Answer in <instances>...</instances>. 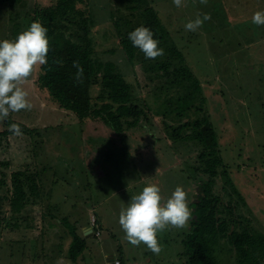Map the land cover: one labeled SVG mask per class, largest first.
I'll return each mask as SVG.
<instances>
[{"label":"rangeland","instance_id":"rangeland-1","mask_svg":"<svg viewBox=\"0 0 264 264\" xmlns=\"http://www.w3.org/2000/svg\"><path fill=\"white\" fill-rule=\"evenodd\" d=\"M150 1L202 83L208 112L220 136L222 155L248 204L244 214L255 231L264 234V26L251 22L256 11H264V0H208L207 4L182 0L179 8L173 0ZM52 2L26 0L11 9L0 0V40L14 39L22 32L18 20L13 21L12 33L9 31L11 18L28 22L27 12L38 4ZM90 6L94 10V28L100 30L98 55L118 63L135 87L141 89L140 94L155 105L154 91L161 86L159 81L148 78L139 62H129L122 49L113 45L114 37H101L112 28L111 0H91ZM198 12L210 14L211 19L197 32L185 31V24L194 20ZM113 48L115 52H109ZM39 69V65L34 66L31 76L21 85L28 93L32 110L9 115L20 128L24 124L37 132L2 137L0 161H8L9 165H0V177L5 172L9 186L11 171L38 172L40 202L28 205L22 214L26 220L12 230L4 221L10 216L8 203L3 199L8 186L0 189V264H30L32 251L43 239L45 246L57 242L59 234L68 232L71 225L78 228V224L91 223L96 216L104 226L100 237L87 240L83 254L87 264H108L109 256L120 257L124 264H187L182 253L190 220L182 229L169 226L157 233L162 245L157 255L145 245L133 246L125 239L119 213L132 195L151 183L159 186L162 202L177 186L182 187L192 211L190 203L196 201L200 191L188 166L196 162L194 145L162 136L163 125L157 117L154 136L148 131H136L125 141L103 123L82 121L73 112L58 108L47 92L39 90L35 83ZM8 128L5 120L0 121V131ZM215 192L223 195L222 181H217ZM224 196L228 199L227 194ZM65 217L68 223L64 224ZM48 222L57 231H50ZM53 232L56 234L52 236ZM65 236L68 239L69 235ZM229 248H217L218 264H240Z\"/></svg>","mask_w":264,"mask_h":264},{"label":"trees","instance_id":"trees-1","mask_svg":"<svg viewBox=\"0 0 264 264\" xmlns=\"http://www.w3.org/2000/svg\"><path fill=\"white\" fill-rule=\"evenodd\" d=\"M2 1L12 9L26 0ZM90 4L91 0H53L49 5L38 4L27 12L28 22L19 17L11 18V33L14 20L20 21L17 25L22 31L37 20L48 29V65H39L37 87L47 92L58 108L73 112L82 121L103 123L124 141L136 131H148L154 136L157 129L154 118L157 117L163 125L162 136L193 144L196 162L188 166L195 182H199L200 191L196 201L190 203V228L183 239L185 251L182 255L187 264H218L215 252L221 245L230 246L229 251L240 264H261L264 234L255 231L245 215L248 204L231 178L230 166L222 155L220 136L208 112L202 83L172 39L159 11L150 0H111L112 28L101 34L105 40L114 37L113 45L122 49L129 62H139L148 78L159 81L161 86L154 91L155 105H151L118 63L103 60L98 55L96 46L100 30L94 28V10ZM141 25L152 30L159 47L164 49L163 56L146 59L133 47L129 33ZM115 48L109 52L114 53ZM56 60L62 61L63 66L54 63ZM74 61H79L84 69L82 83L74 79L77 72ZM12 120L9 116L5 125ZM21 130L30 134L37 132L24 124ZM11 134L9 130L0 131V145L2 137ZM0 165L8 166L9 162L0 161ZM37 173L21 169L11 171L9 186L6 173H2L0 189L8 186L7 195L3 197L10 213L4 217L6 227L20 228V221L26 220L22 219V214L28 205L40 202L38 180H41ZM218 180L222 181L223 195L215 192ZM63 222L68 223V220ZM76 229L73 225L69 228L71 243L67 256L73 262L87 246V239Z\"/></svg>","mask_w":264,"mask_h":264},{"label":"clouds","instance_id":"clouds-1","mask_svg":"<svg viewBox=\"0 0 264 264\" xmlns=\"http://www.w3.org/2000/svg\"><path fill=\"white\" fill-rule=\"evenodd\" d=\"M208 0H200L207 4ZM179 8L182 0H173ZM211 19L210 14H196L194 20L185 24V31L197 32L205 21ZM252 24L264 26V11H256L251 18ZM48 29L37 20L14 39L0 40V121L8 119L10 113L21 110L31 111L32 103L27 98L28 93L21 87L31 76L34 66L48 65L49 39ZM133 47L138 48L146 59H156L164 55V49L159 47V41L154 39V33L143 25L129 33ZM54 63L63 66L60 60ZM77 69L74 79L83 82L84 69L79 61L73 62ZM15 136H22V130L16 123L8 128ZM159 169L156 170V174ZM161 190L155 183L145 186L139 194L132 195L131 200L119 213V225L125 234V239L133 246L145 245L154 254L162 251L157 233L168 227L182 229L186 227L191 217V209L186 202V192L177 186L171 196L162 202Z\"/></svg>","mask_w":264,"mask_h":264},{"label":"crops","instance_id":"crops-1","mask_svg":"<svg viewBox=\"0 0 264 264\" xmlns=\"http://www.w3.org/2000/svg\"><path fill=\"white\" fill-rule=\"evenodd\" d=\"M52 216V215H51ZM67 220V218L65 217L63 220ZM97 219V223H98V227L100 229V232H102L101 230L103 229L104 226V222L101 220H99L96 216ZM104 220V218H103ZM78 223V222H77ZM105 223L108 225L107 221H105ZM65 224V223H64ZM48 226L50 227V231H57L55 229V225L52 222H48ZM66 227V226H65ZM92 230V231H91ZM68 232H65L63 234H59L60 236L59 241L58 238H55L54 243H49L47 246H45L44 243V239L42 240V244L39 245V247L35 250L32 251L31 253V257L32 259H30L31 263L30 264H69L68 262L71 261L68 258V250L70 247V243H71V235H70V230L67 229ZM77 233L79 235H81L82 237H85L87 240L93 237H100V236H96V235H92L91 232L94 234L93 232V228L91 227V223H81L78 224V228L76 229ZM56 233L53 232L52 236L55 235ZM86 234H91L90 237H86ZM63 235H69L68 239L67 237L64 238ZM64 238V240H63ZM67 241V243H66ZM88 244V243H87ZM36 248V246H35ZM84 251H87V249H85ZM107 253V252H106ZM104 253L105 256H107V254ZM84 252L81 254V256L77 259L76 262H73V264H87L85 257H84ZM108 257V256H107ZM116 259H119L121 261V264H124L123 260L120 257H108V264H111L113 261H115ZM29 261V260H28Z\"/></svg>","mask_w":264,"mask_h":264},{"label":"built area","instance_id":"built-area-1","mask_svg":"<svg viewBox=\"0 0 264 264\" xmlns=\"http://www.w3.org/2000/svg\"><path fill=\"white\" fill-rule=\"evenodd\" d=\"M91 227L92 228H96V231L95 232L93 231L94 235H96V236H100L101 235L100 229L98 227L97 219L95 217L91 221ZM111 264H121V261L119 259H116Z\"/></svg>","mask_w":264,"mask_h":264},{"label":"water","instance_id":"water-1","mask_svg":"<svg viewBox=\"0 0 264 264\" xmlns=\"http://www.w3.org/2000/svg\"><path fill=\"white\" fill-rule=\"evenodd\" d=\"M92 231V230H91ZM91 234L93 235V233L91 232ZM91 234L89 235V234H86V237H90L91 236Z\"/></svg>","mask_w":264,"mask_h":264}]
</instances>
